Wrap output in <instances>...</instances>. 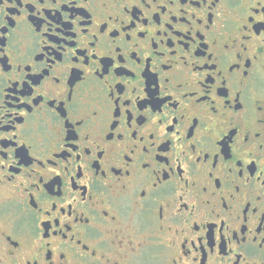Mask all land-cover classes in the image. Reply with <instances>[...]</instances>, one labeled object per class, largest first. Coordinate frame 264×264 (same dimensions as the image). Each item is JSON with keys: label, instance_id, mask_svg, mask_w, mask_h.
I'll use <instances>...</instances> for the list:
<instances>
[{"label": "flooded vegetation", "instance_id": "1", "mask_svg": "<svg viewBox=\"0 0 264 264\" xmlns=\"http://www.w3.org/2000/svg\"><path fill=\"white\" fill-rule=\"evenodd\" d=\"M0 264H264V0H0Z\"/></svg>", "mask_w": 264, "mask_h": 264}]
</instances>
